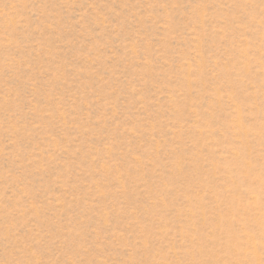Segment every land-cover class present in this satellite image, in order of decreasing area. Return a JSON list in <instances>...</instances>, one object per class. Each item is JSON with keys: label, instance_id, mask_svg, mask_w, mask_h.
<instances>
[{"label": "rangeland", "instance_id": "1", "mask_svg": "<svg viewBox=\"0 0 264 264\" xmlns=\"http://www.w3.org/2000/svg\"><path fill=\"white\" fill-rule=\"evenodd\" d=\"M0 264H264V0H0Z\"/></svg>", "mask_w": 264, "mask_h": 264}]
</instances>
